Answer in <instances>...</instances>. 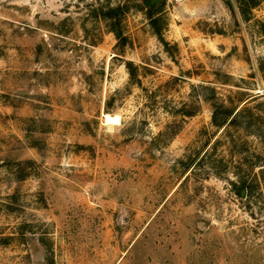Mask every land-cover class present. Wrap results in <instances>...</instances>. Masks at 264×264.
<instances>
[{"label": "rangeland", "instance_id": "rangeland-1", "mask_svg": "<svg viewBox=\"0 0 264 264\" xmlns=\"http://www.w3.org/2000/svg\"><path fill=\"white\" fill-rule=\"evenodd\" d=\"M145 2L0 0V264H264V0Z\"/></svg>", "mask_w": 264, "mask_h": 264}, {"label": "trees", "instance_id": "trees-1", "mask_svg": "<svg viewBox=\"0 0 264 264\" xmlns=\"http://www.w3.org/2000/svg\"><path fill=\"white\" fill-rule=\"evenodd\" d=\"M142 1L145 2V0H142ZM236 1L239 4L241 14L244 16V18L246 20L247 19V17H245L246 11H249L251 8L256 6V4L260 0H236ZM145 3L149 4L148 2H145ZM228 6H230V5L228 4ZM230 9H231V7H230ZM161 10H162V7L159 9V11L157 13H159ZM125 12H126L125 7H117V8L108 10L107 12H103V13H104V16L106 18L111 19V18H116V17L118 18L119 15L122 16V15L125 14ZM153 16L154 15L149 14L148 18L151 20L152 26H155L156 23H157V19H153ZM261 27H262V30L264 32V24L261 25ZM112 32L115 34V36L119 40V42H121L122 40H125L122 37L121 33H116V31H112ZM155 34H156L157 37H159L161 39L159 31H156ZM162 42L164 43V41H162ZM164 44L166 45V43H164ZM125 68H126V70L128 72L130 80L132 82H135V81L137 82L138 79H137V74H136V67L131 62H126L125 63ZM258 71H259V73H260V75H261V77H262V79L264 81V60L260 61ZM199 88L202 89V90H209L211 92V96L207 100L212 102V107H213V111H214L213 116H212L213 125L215 127H223L226 124H234L235 121H236L235 118H236V116H238L240 114V111H237L234 114V111H233L232 108H230V109L226 108L223 103L217 102L218 96L215 93L214 89H211V88H208V87H203V86H201ZM185 108L187 109V107H184V109ZM193 115H194L193 112H185V114H184V116H187V117H190V116H193ZM239 189L242 191L244 189V187L242 186Z\"/></svg>", "mask_w": 264, "mask_h": 264}, {"label": "bare ground", "instance_id": "bare-ground-1", "mask_svg": "<svg viewBox=\"0 0 264 264\" xmlns=\"http://www.w3.org/2000/svg\"><path fill=\"white\" fill-rule=\"evenodd\" d=\"M104 123L106 125H119L120 123V117L118 115H104Z\"/></svg>", "mask_w": 264, "mask_h": 264}, {"label": "water", "instance_id": "water-1", "mask_svg": "<svg viewBox=\"0 0 264 264\" xmlns=\"http://www.w3.org/2000/svg\"><path fill=\"white\" fill-rule=\"evenodd\" d=\"M244 194V192L242 193V195Z\"/></svg>", "mask_w": 264, "mask_h": 264}]
</instances>
